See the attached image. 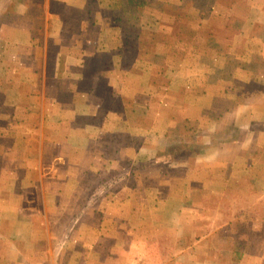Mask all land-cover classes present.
Wrapping results in <instances>:
<instances>
[{"label":"crops","instance_id":"crops-1","mask_svg":"<svg viewBox=\"0 0 264 264\" xmlns=\"http://www.w3.org/2000/svg\"><path fill=\"white\" fill-rule=\"evenodd\" d=\"M44 1L45 40L35 41L32 30L24 33L30 40L22 47L30 48L32 60L23 64L35 79L31 110L47 111L42 127L51 135L42 136V141L51 147L36 155L34 164L30 159L27 169L7 173L0 168V264H63L57 262V256L66 257L64 264H70L73 257L85 258L94 252L101 254L102 263L114 254L121 257L116 264H124V256L130 264V257L136 256L132 246L125 253L101 243L92 249H65L68 233L57 234L50 227V217L66 213L65 209L97 206L86 203V193H96V182L100 185L109 171H118L121 160L139 168L153 160L151 166L185 169L186 183L172 185L173 191L187 192L184 197L166 195L169 188L157 185L154 192L158 203L173 198L177 206L192 209L199 207L196 195L204 190L210 196L221 195L223 202L235 209L230 217H235L236 209L239 213L252 210L250 221L262 225L264 0H164V4L170 2L176 8L177 14L194 16L197 24L190 26L188 33L192 34L186 38L182 34L186 28L176 19L173 43L168 42L172 29L161 25L152 53L144 34L123 31L115 21L107 23L108 12L116 8L107 5L104 13L102 0ZM57 3L61 11L54 7ZM159 14L167 16L163 10ZM200 26H205L207 39L198 43ZM50 47L58 50L55 56ZM48 64H52V79L62 81L61 95L59 88L41 82L50 81ZM231 80H249L247 86L254 82L256 89H237ZM4 88L0 86V110L6 99ZM55 95L63 96V100H52ZM217 100L224 106L216 108ZM61 112L67 115L61 116ZM7 126L0 113V164L7 158V145L16 144L15 139L7 137ZM230 128L238 132L237 139H220L219 134ZM180 134L197 152L189 160L175 162L177 157L173 158L166 145L180 142ZM57 145L61 151L55 154L52 151ZM29 152L33 154L31 149ZM49 161L51 165L44 168ZM194 168L210 169L211 178L204 173H194L190 178ZM86 171L91 176L88 181L82 178ZM121 190L114 198L105 202L101 199L99 205L118 209L138 206L134 195ZM131 190L126 188L127 192ZM98 192L101 194L102 189ZM144 205L149 206V202ZM34 213L45 218L32 216ZM101 217L105 223L104 212ZM154 218L166 222L160 215ZM116 219H122L120 212ZM243 222L248 223L245 218ZM258 232L261 234L262 229ZM125 234L129 244L131 235ZM121 235L118 233L116 239ZM142 251L143 264H151L150 248ZM251 254H244L245 262ZM195 261L199 264V258ZM263 263L264 258L253 262Z\"/></svg>","mask_w":264,"mask_h":264},{"label":"rangeland","instance_id":"rangeland-1","mask_svg":"<svg viewBox=\"0 0 264 264\" xmlns=\"http://www.w3.org/2000/svg\"><path fill=\"white\" fill-rule=\"evenodd\" d=\"M141 1L144 4L136 6L131 0H102L104 13L107 12V5L116 8L114 11L108 12L109 20H107V23L115 21V23H119L120 28L124 29L123 31L144 34L145 43L148 46L151 45L150 53L154 52L152 45L155 46L159 40L158 32L161 25H166L172 29V37L168 42L173 43L175 40L176 19L177 23L179 21L180 26L184 25V28H186L182 32L183 36L190 38L192 34L188 33L190 26L197 24L194 16L177 14L175 12L176 8L170 2L164 4V0H139L137 4ZM45 4L46 1L44 0H0V86L5 87L4 90L6 89V99L0 113L8 122L7 137L15 139L16 143L13 147L7 145L5 150L7 158L5 161H1L0 164V168L6 170L7 173L27 169L30 159H33L34 164L36 155L41 156L42 151L44 152L47 147H51L50 143H43L42 141V136L51 135L50 131H44L42 127L43 117L46 118L47 111L44 108L41 110L38 108V111L31 110V104L35 99L31 95L35 79L23 64V61L32 60L30 48L22 47L26 43L29 45L28 40L30 38L26 34H29L32 30L37 39L35 41L45 40L47 26L44 13ZM54 7L60 11L62 10L58 3L54 4ZM27 10H29L28 13ZM162 10L167 13V16L159 14ZM222 21L220 20V24ZM216 22L217 20L212 23ZM204 28L205 26H200L198 30V43L205 42L207 39ZM178 36H180L179 33ZM17 42L19 44H16ZM202 45L200 46L202 47ZM50 51L53 56H55L54 53L58 52L53 47H50ZM48 66V73H50L53 70L52 64H48ZM49 77L50 81L47 79L41 82H44L46 87L49 82L51 86L59 88V94L61 95L62 81L53 80L52 73ZM229 82L232 87L234 86L237 89L247 88L248 91H255L256 89L254 82L252 85L247 86L251 82L249 80H231ZM238 83H241L240 86ZM60 95L53 96L52 100L62 101L63 96ZM234 97L235 95L232 96L233 99ZM70 101L73 102V97ZM39 103L43 105V101L40 100ZM232 104H236L235 100ZM215 106L217 108L224 105L222 101L217 100ZM60 115H67V113L62 114L61 112ZM66 122H68V119ZM60 123H62V120H60ZM233 129H225L224 132H221L219 135L222 138L220 139H237L238 132ZM51 130L55 132L57 129L52 128ZM180 136V142H171L166 145L173 158L177 157L175 162L189 160L197 152V149L195 150L189 143H184L185 135L180 134ZM29 149L33 154H30ZM60 151V146L57 145L52 152L56 154ZM125 161H119L121 167L118 171L112 174L111 171L108 172L110 174L107 178H104V182L100 184L101 186L97 185L96 182V188L98 190L102 189L101 194L98 190L96 193L95 190L86 193L88 196L86 203H91V205L96 203L97 206L65 209L66 213L61 212L50 217L52 230L57 234L68 233L67 236L70 237L67 240L65 249H79L80 246L92 249L98 247L101 243L100 245L110 249L113 248L114 251L120 250L125 253V249L132 246L136 249V256L130 257V264H143L141 253L143 252L142 249H146V247L150 248L151 251V264H158V261H163L164 264H196V258H199V264H253L255 258H264V222L259 225V223L256 224L250 221L249 214L253 213L252 210L251 212L250 210H243V213H239V210L236 209L235 217H230L235 209L228 203L225 204L221 195L210 196L204 190L196 195L197 202L195 203L199 207L194 206L192 209L179 207L173 198L178 195L184 197L187 192L173 191L172 185L186 183V179H183L185 169H173L170 165L164 164L157 167L151 166L154 165L152 164L154 163L153 160L149 161L151 167L148 165L149 167L140 166L139 168L136 164L133 167L128 166ZM135 162L137 163V161ZM50 165L51 162L49 161L43 167H49ZM261 169L264 170V166ZM194 173H199L200 176L204 173L209 179L212 176L210 169L198 170L194 168L189 177L192 178ZM90 177L86 171L82 178L86 181ZM212 178H214V175ZM157 185L168 187L169 192L164 194L173 198L170 201L158 203L155 198L156 192H154V187ZM127 187L130 190L133 188L132 192H127ZM122 188L128 196L130 194L134 195V200L138 206L135 208L120 206L118 209L104 207L105 204L103 206L99 205L101 199L105 202L106 198H114L116 195L121 194ZM144 202H149V206H145ZM79 203H82V201ZM36 210L38 209L34 211ZM102 212L107 216L105 223H103L104 218L101 217ZM119 212L120 217H122L121 220L116 219ZM31 215L41 219L45 218L44 214L38 216L37 213H34ZM159 215L166 222L159 223L155 220L154 217ZM243 218L248 223L243 222ZM172 220H181L182 222L177 224ZM42 223L40 222L39 225L41 226ZM65 227L66 229H63ZM260 229H262V233L257 234ZM118 233H123L119 240L116 239ZM125 233H130L131 239L132 237L135 238L133 244L131 239L128 244V239L124 238ZM112 235H114L115 240ZM104 238H107L105 242H103ZM53 244L55 248L58 247L56 241ZM246 252L253 253L251 254L252 257L247 259V262L244 261ZM91 254L85 258L75 256L71 259L70 264H116L118 260L121 262V257L114 254L108 255L104 263H102L103 260L99 261L100 253L94 252ZM125 257H123L122 262L128 264ZM57 259L60 262L62 261L63 264L67 261L66 257L57 256ZM113 259L116 261L113 262Z\"/></svg>","mask_w":264,"mask_h":264},{"label":"trees","instance_id":"trees-1","mask_svg":"<svg viewBox=\"0 0 264 264\" xmlns=\"http://www.w3.org/2000/svg\"><path fill=\"white\" fill-rule=\"evenodd\" d=\"M131 1H132V3H134L136 6L139 5V4H144V3H142V1H141L140 3L137 4V2H138L139 0H131Z\"/></svg>","mask_w":264,"mask_h":264}]
</instances>
